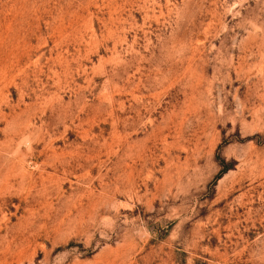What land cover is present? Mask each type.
Listing matches in <instances>:
<instances>
[{"label": "rangeland", "instance_id": "374dc122", "mask_svg": "<svg viewBox=\"0 0 264 264\" xmlns=\"http://www.w3.org/2000/svg\"><path fill=\"white\" fill-rule=\"evenodd\" d=\"M0 264H264V0H0Z\"/></svg>", "mask_w": 264, "mask_h": 264}]
</instances>
